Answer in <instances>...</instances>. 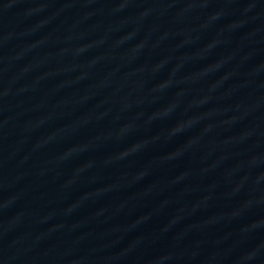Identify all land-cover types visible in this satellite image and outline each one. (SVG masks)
I'll return each instance as SVG.
<instances>
[{
  "label": "water",
  "instance_id": "95a60500",
  "mask_svg": "<svg viewBox=\"0 0 264 264\" xmlns=\"http://www.w3.org/2000/svg\"><path fill=\"white\" fill-rule=\"evenodd\" d=\"M0 264H264V0H0Z\"/></svg>",
  "mask_w": 264,
  "mask_h": 264
}]
</instances>
